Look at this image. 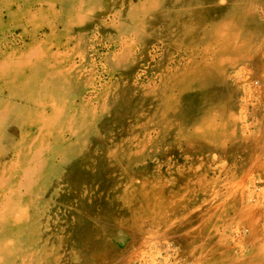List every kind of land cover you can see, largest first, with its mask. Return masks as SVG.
Listing matches in <instances>:
<instances>
[{"label":"rangeland","instance_id":"rangeland-1","mask_svg":"<svg viewBox=\"0 0 264 264\" xmlns=\"http://www.w3.org/2000/svg\"><path fill=\"white\" fill-rule=\"evenodd\" d=\"M256 2L0 0V264H264Z\"/></svg>","mask_w":264,"mask_h":264},{"label":"crops","instance_id":"crops-1","mask_svg":"<svg viewBox=\"0 0 264 264\" xmlns=\"http://www.w3.org/2000/svg\"><path fill=\"white\" fill-rule=\"evenodd\" d=\"M208 2V0H206ZM224 1V4L222 3ZM256 0H216L215 4L210 5L206 3L210 10V14L216 15L215 17L221 18L223 16L234 17V18H247L253 13ZM221 14V15H220ZM220 15V16H219ZM216 22H222L219 19L215 20ZM239 22L238 20H233V22Z\"/></svg>","mask_w":264,"mask_h":264},{"label":"bare ground","instance_id":"bare-ground-1","mask_svg":"<svg viewBox=\"0 0 264 264\" xmlns=\"http://www.w3.org/2000/svg\"><path fill=\"white\" fill-rule=\"evenodd\" d=\"M187 1H188V0H187ZM200 1H202V0H200ZM208 2H209L210 5H213V4H215L216 0H208ZM166 3H167V2H166ZM204 5H205V4H204ZM202 6H203V5H202ZM220 15H221V14H220ZM220 15H219V16H220ZM230 18H232V17H230ZM230 18H229V19H230ZM231 21H232V19H231ZM231 21H230V22H231ZM232 22H233V21H232ZM233 23H234V22H233ZM230 24H231V23H230ZM234 25H235V24H234ZM218 26H219V25H218ZM218 26H217V27H218ZM235 26H236V25H235ZM220 27H221V26H220ZM233 28H234V26H233ZM233 28H232V29H233ZM18 96H19V95H18ZM14 220H15V219H14ZM81 235L84 236L82 230H81ZM0 241H1V240H0Z\"/></svg>","mask_w":264,"mask_h":264}]
</instances>
